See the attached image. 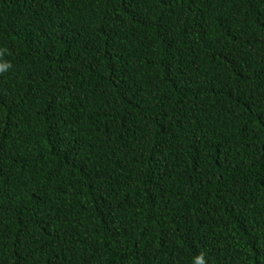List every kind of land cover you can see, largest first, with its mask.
I'll list each match as a JSON object with an SVG mask.
<instances>
[{
  "label": "trees",
  "instance_id": "16d2710c",
  "mask_svg": "<svg viewBox=\"0 0 264 264\" xmlns=\"http://www.w3.org/2000/svg\"><path fill=\"white\" fill-rule=\"evenodd\" d=\"M0 264H264V0H0Z\"/></svg>",
  "mask_w": 264,
  "mask_h": 264
},
{
  "label": "clouds",
  "instance_id": "9594fccd",
  "mask_svg": "<svg viewBox=\"0 0 264 264\" xmlns=\"http://www.w3.org/2000/svg\"><path fill=\"white\" fill-rule=\"evenodd\" d=\"M7 51L8 50L6 48L0 49V57H3ZM9 68H11V64L9 62L5 61V62L0 63V73H2L3 71ZM195 264H207L203 253H201L199 256L196 257Z\"/></svg>",
  "mask_w": 264,
  "mask_h": 264
}]
</instances>
